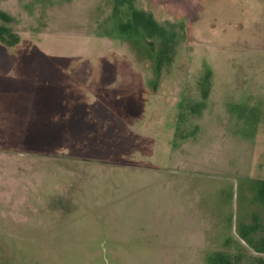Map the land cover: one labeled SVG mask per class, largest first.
I'll return each instance as SVG.
<instances>
[{
    "label": "rangeland",
    "instance_id": "374dc122",
    "mask_svg": "<svg viewBox=\"0 0 264 264\" xmlns=\"http://www.w3.org/2000/svg\"><path fill=\"white\" fill-rule=\"evenodd\" d=\"M144 1L0 0L75 52L0 56V264H264V0ZM28 62L53 102L19 118Z\"/></svg>",
    "mask_w": 264,
    "mask_h": 264
},
{
    "label": "flooded vegetation",
    "instance_id": "af4514ba",
    "mask_svg": "<svg viewBox=\"0 0 264 264\" xmlns=\"http://www.w3.org/2000/svg\"><path fill=\"white\" fill-rule=\"evenodd\" d=\"M149 0H145L144 2H148ZM152 3L151 4V12H153L155 9H159L160 11H162V13H165L167 15H171L172 17H186V20H188L190 18V8L192 7V4L188 6H185L186 1L185 0H151ZM197 1L198 0H193L191 3L194 4V13L196 15V9H198L197 7ZM152 5L154 7H152ZM116 7V6H115ZM114 7V9H115ZM149 8V9H150ZM22 9V8H21ZM184 13V14H183ZM133 19L136 21L137 17L133 16ZM0 20L4 23H8V17L4 14V13H0ZM192 25V24H191ZM188 26H190V24L188 23ZM49 36H53V34H50ZM19 41V37L18 35L12 33L10 31V29L8 27H6V25H1L0 24V43L3 44L5 47L7 48H3L0 49V56L2 58V56L5 55H16L17 52H19V54H21V52H23L24 50H29L31 53L34 52V55L38 56V55H49L50 53H52L53 51H56L58 53H60L61 55L64 54H74V51H62V50H47L50 48H44L41 46H34V47H26V48H19V47H14L16 46V44ZM14 47V48H13ZM52 50V49H51ZM0 58V59H1ZM45 58V57H44ZM54 67H51L50 69L48 67H44L35 63H30L28 62V64L26 63V65L23 66L22 72L23 74L28 73L29 75H27V78L24 77L21 81H24L26 84H29L30 87H34L35 85L37 86L38 84V80H41L39 83V87L36 88L35 92H33V90L30 92V94H28L25 98L19 96V100H17V104H14L15 107L18 108L17 113V117H24L27 118L30 115H34L35 111H39L42 110L44 108H49L48 105H52L53 100L50 99V96L48 95V91L46 88H44L45 86L48 85V83L50 82V80H48L47 78V74H45L46 72H48V70H52ZM9 75H7L6 77L8 78ZM10 79V78H8ZM37 97H40L37 99ZM36 98V100H35ZM50 100V101H49ZM36 102L35 106H32L33 103ZM51 124H49L48 126H45L42 128V125L38 126V129L40 130V133L43 129L46 128V131H49ZM56 131V130H55ZM54 131V132H55Z\"/></svg>",
    "mask_w": 264,
    "mask_h": 264
},
{
    "label": "crops",
    "instance_id": "0c3cea01",
    "mask_svg": "<svg viewBox=\"0 0 264 264\" xmlns=\"http://www.w3.org/2000/svg\"><path fill=\"white\" fill-rule=\"evenodd\" d=\"M60 126H61V125H60ZM60 126H59L58 124H56V128H60ZM64 132H65V131H63V130L60 131V129H57L56 132H53V133H52V136H53V138H54V137H57V136H58V137H61V136L64 135ZM54 133H55V134H54Z\"/></svg>",
    "mask_w": 264,
    "mask_h": 264
}]
</instances>
